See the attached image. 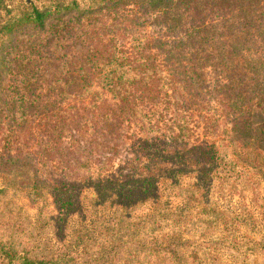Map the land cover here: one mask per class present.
I'll return each mask as SVG.
<instances>
[{"label": "trees", "instance_id": "16d2710c", "mask_svg": "<svg viewBox=\"0 0 264 264\" xmlns=\"http://www.w3.org/2000/svg\"><path fill=\"white\" fill-rule=\"evenodd\" d=\"M95 4L87 9L77 0H50L40 8L29 0L27 5L5 8L9 16L15 14L1 23L5 24L0 30V174L18 180L32 202L51 196L58 212L53 226L65 249L40 258L14 240H0V258L8 264H209L207 246L199 241L209 231L205 218L218 214L213 195L237 184L243 167L256 168L251 151L264 142V124L254 122L256 109L264 113V61L256 64L257 60L246 59L244 51L246 34L264 27V0H97ZM131 5L137 11L125 15ZM99 13L113 19L110 40L106 41V28L98 37L86 32L79 54L56 65L48 43L51 47L65 38L68 19L84 24L97 21ZM140 14L147 17L141 24ZM210 18L218 22L208 23ZM146 24L159 26L166 34L149 38L135 29ZM119 27L132 48L117 39L114 30ZM41 34H50L51 40ZM214 61L226 74L217 96L226 103L224 117L233 123L231 141L190 144L185 126L178 134H169L159 124H144L146 106L169 91L185 95L184 90L202 81V70L214 67ZM44 65L54 67L61 77L69 75L61 95L76 91L90 97L93 108L106 110L110 126L140 128L131 158L118 168L112 164L101 168L96 176L44 178L36 160L15 154L22 145L17 127L28 125L29 118L52 105L51 96L43 94L45 84L52 88ZM108 95L114 104L107 103ZM233 143L238 147L234 149ZM187 178L189 185L184 184ZM162 182L176 197L187 200L186 205L173 210L163 203ZM89 191L95 198L86 195ZM192 201L202 209L187 218V202ZM147 203L153 205L152 212L135 217L133 211ZM74 216L79 217V226L67 243L64 232Z\"/></svg>", "mask_w": 264, "mask_h": 264}, {"label": "rangeland", "instance_id": "374dc122", "mask_svg": "<svg viewBox=\"0 0 264 264\" xmlns=\"http://www.w3.org/2000/svg\"><path fill=\"white\" fill-rule=\"evenodd\" d=\"M32 1L40 8H44L50 2ZM77 1L87 9L97 5L95 4L97 0ZM28 3L29 0H0V30L5 24L1 23L15 14L14 12L9 16L5 8L12 10ZM133 9L137 11L132 5L126 8L125 15H130ZM101 15L102 13H99L94 17L97 21L84 24V20L68 19L70 29L65 38L55 42L51 47L48 43L49 50L54 54L51 58L56 65L66 61V56L72 59L79 54L86 32L97 33L98 37L100 33H104L99 32L100 29L106 28L108 35L105 38L106 41L110 40L113 19ZM140 18L141 24L147 17L140 14ZM210 22L218 21L210 18L208 23ZM135 29L149 38L162 37L166 34L165 29L154 24L136 26ZM114 33L122 44L132 48L133 43L122 27L115 29ZM41 36L51 40L50 34ZM246 36L248 38L244 48L246 59L257 60L256 64L263 62L264 27L257 26ZM173 40L170 38L171 42ZM157 53L151 52L152 55ZM206 54L213 53L207 50ZM44 66L46 79L51 81L52 88L55 89L45 84L43 94L45 97L51 96L52 105L45 106L37 116L29 118L28 125L17 127L19 130L16 136L22 145L15 154L36 160L44 178L96 176L99 170L102 171L101 168L109 164L118 168L131 158V145L134 137L141 134L140 128L135 125H124L120 128L110 126L106 121L108 114L106 110L93 108L90 97L81 96L76 91L61 95L62 91H66L63 81L69 78V75L61 77L54 67ZM67 70L68 68H64L62 71ZM222 71L219 62L214 61V67L208 65L202 70V81L193 83L184 90L186 96L169 91L157 102L146 106L144 112L147 118L143 120L144 124L148 122L159 124L169 134H178L179 128L185 126L191 135L190 144L231 141L233 123L224 117L226 103L222 97L217 96L219 83L225 82L226 74L224 75ZM106 99L108 104L115 103L110 95ZM254 122L256 125L264 124V113L260 109H256ZM238 144L233 143L234 149ZM259 147L256 146L253 148L254 152L251 151L252 157L257 158L256 168L243 167L244 174H240V181L237 184L227 185L215 191L213 195L218 214L205 218L209 220V231L199 241L207 246L209 264H264V142ZM229 150L230 153L233 152L232 149ZM242 156L245 158V154ZM240 169L241 167L238 171ZM18 182L12 177L6 178L0 174V240H14L21 244V248L40 258L61 253L65 249V244L61 240V233L53 226L52 218L57 216L58 212L51 196L47 195L42 200L32 202ZM190 182L191 179L187 178L184 184L189 185ZM160 189L163 203L168 204L170 209L186 205L187 200L176 197V193L168 189L166 182H162ZM86 195L90 198L96 196L90 191ZM201 209L199 203L187 202L185 215L187 218L196 217ZM152 210L153 205L147 203L136 208L133 215L146 216ZM78 226L79 217H72L67 231L64 232L67 235V243ZM186 239L195 240L192 237ZM212 257L216 260L213 261ZM0 264L8 262L0 258Z\"/></svg>", "mask_w": 264, "mask_h": 264}]
</instances>
